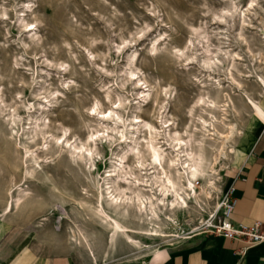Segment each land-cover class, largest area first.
I'll return each instance as SVG.
<instances>
[{
    "label": "rangeland",
    "instance_id": "rangeland-1",
    "mask_svg": "<svg viewBox=\"0 0 264 264\" xmlns=\"http://www.w3.org/2000/svg\"><path fill=\"white\" fill-rule=\"evenodd\" d=\"M262 106L264 0H0L11 263L151 264L205 233ZM200 160L190 189L187 163ZM167 177L185 207H171Z\"/></svg>",
    "mask_w": 264,
    "mask_h": 264
},
{
    "label": "crops",
    "instance_id": "crops-1",
    "mask_svg": "<svg viewBox=\"0 0 264 264\" xmlns=\"http://www.w3.org/2000/svg\"><path fill=\"white\" fill-rule=\"evenodd\" d=\"M230 187L234 188L236 199L231 220L247 224L264 221V124L252 148L232 170L228 190ZM245 246L241 240L202 233L186 244L157 251L151 264H264V244L249 247L241 254L240 250ZM9 256L8 245L0 238V264H21L18 261L11 263Z\"/></svg>",
    "mask_w": 264,
    "mask_h": 264
},
{
    "label": "built area",
    "instance_id": "built-area-1",
    "mask_svg": "<svg viewBox=\"0 0 264 264\" xmlns=\"http://www.w3.org/2000/svg\"><path fill=\"white\" fill-rule=\"evenodd\" d=\"M233 192L234 188L230 187L226 192L221 212L218 215L219 218L216 221H210L205 233L222 235L245 242L246 246L240 250V253L244 254L249 247L264 244V221H256L253 224L234 223L231 220V214L236 203Z\"/></svg>",
    "mask_w": 264,
    "mask_h": 264
},
{
    "label": "bare ground",
    "instance_id": "bare-ground-1",
    "mask_svg": "<svg viewBox=\"0 0 264 264\" xmlns=\"http://www.w3.org/2000/svg\"><path fill=\"white\" fill-rule=\"evenodd\" d=\"M234 131H233V127H231V129L229 130V132L225 135L226 139H230L233 135ZM225 146H226V143L223 142V145L220 149V153H223L224 149H225ZM152 157L154 160L158 161L160 158H161V154L160 152L157 150V149H153V152H152ZM217 159V156L216 158ZM172 162H174V160H172ZM186 163V162H185ZM188 164V168H189V178H188V186L190 187V189H194V182L193 180L196 179L198 176H200V174L204 171V168L202 166V162L201 160L200 161H194L192 163H187ZM167 182L172 184L171 187L173 188L174 190V194L175 196H177V199L175 200H172L171 202V207H185L187 205V200L186 198L180 193V189H182L180 187V189L176 186V182L174 180H172L170 177H167ZM161 185V184H160ZM209 185L214 187V181H210L209 182ZM183 186V185H182ZM161 192L164 196L168 195V193L171 191V187H169L167 184L163 183L162 186H161ZM189 195V194H188ZM126 197V196H125ZM131 197V196H130ZM130 197H126V199H129ZM144 197L143 195H138V200L140 202V204L138 205L139 209L142 211L143 208V205H145V201H144ZM132 198V197H131ZM130 198V199H131ZM125 199V198H123ZM129 199V200H130ZM113 200L115 201H118V200H121V196H115L113 198ZM19 201L20 199H18V202L17 204H19ZM6 209V208H5ZM174 209V208H173ZM114 211V210H113ZM101 212L104 213L106 216H110L107 212V210H105L104 208L102 209L101 208ZM114 213H116V211H114ZM114 220H115V224L113 225L112 229L113 230H117V229H120V228H125L126 226H121V223L114 217ZM157 252V251H156ZM155 252V253H156Z\"/></svg>",
    "mask_w": 264,
    "mask_h": 264
}]
</instances>
